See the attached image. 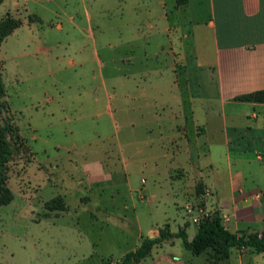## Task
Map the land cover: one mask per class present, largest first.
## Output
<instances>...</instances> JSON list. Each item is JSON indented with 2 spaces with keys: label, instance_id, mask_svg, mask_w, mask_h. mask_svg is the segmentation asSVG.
Wrapping results in <instances>:
<instances>
[{
  "label": "rangeland",
  "instance_id": "rangeland-1",
  "mask_svg": "<svg viewBox=\"0 0 264 264\" xmlns=\"http://www.w3.org/2000/svg\"><path fill=\"white\" fill-rule=\"evenodd\" d=\"M123 5L124 0H7L0 5V19L9 12L25 22L0 46L6 91L0 119L12 123L26 143L9 164L14 197L0 206V264L115 262L163 228H188L192 237L202 218L217 211L237 235L264 228V214L249 216L257 202L231 192V172L240 173L247 186L258 183L264 189L263 130L246 128L252 121L242 113L233 122L230 115L237 105H208L206 114L197 101V117L210 128L198 159L210 185L195 178L190 183L188 176L197 168L186 165L187 175L174 171L183 161L170 158L175 147L168 142L175 138L167 131L171 124L164 134L155 122L144 125L136 114V125L126 127L120 111L113 118L107 112L109 93L117 91L113 102H120L124 73L156 64L138 57L131 64L123 61L126 51L119 38L130 35L124 24L132 18L123 14ZM196 8L193 0L191 9ZM187 14L178 17L190 28ZM160 28L162 34V22ZM166 58L161 56L160 63ZM200 75L193 64L191 83ZM202 75L203 88L194 85L193 91L215 98L208 75ZM221 128L229 129L230 151L220 144ZM123 161L128 162L129 186L94 183L104 177L102 165L121 171ZM135 264H264V253L232 247L228 258L216 260L213 251L194 255L176 237L155 245Z\"/></svg>",
  "mask_w": 264,
  "mask_h": 264
},
{
  "label": "crops",
  "instance_id": "crops-1",
  "mask_svg": "<svg viewBox=\"0 0 264 264\" xmlns=\"http://www.w3.org/2000/svg\"><path fill=\"white\" fill-rule=\"evenodd\" d=\"M170 1L171 9L168 7ZM192 2L188 0L185 6H177V0H124L123 14L127 13L132 18L124 24L127 30L130 29V35L121 33L119 38V47L126 51L123 61L131 64L138 57L145 61L155 60L156 64L137 73H124L120 102L117 105L113 102L115 97L118 99L117 91L109 93L107 112L113 118L120 111L126 127L136 125V114L140 115L144 125L155 122V128L161 131L171 124L167 131H171L175 138L168 142L175 147L170 158L183 161L178 162L174 171H186V165L189 170L197 168V173L191 171L188 176L190 183L195 178L210 185L198 162L203 154L202 148L208 144L203 139L209 136L210 129L208 122L197 117L198 99L206 114L208 105H220L223 108L229 104L237 105L239 109L230 118L235 122L242 115L247 116L252 122L246 123V128L250 131L262 129L264 142V102L241 99L264 90V0H196L197 8L194 11L191 9ZM12 3L15 10L19 11L18 3ZM182 11L188 13L190 28L180 23L178 16ZM195 13L196 21L193 19ZM160 22L163 25L162 34ZM58 25L62 27V24ZM176 35L177 47L173 43ZM161 56L167 57L162 63L159 60ZM178 64L182 65L180 72ZM193 64L201 74L194 84L190 77ZM202 73L208 75L210 89L216 93L215 98L203 94V90L202 93L193 91L194 85L203 88ZM179 74L184 76L185 84H181ZM249 110H253L252 115H249ZM145 129L147 132L153 131L151 126ZM231 129L234 133L239 131L236 125ZM220 132V144L230 151L232 139L229 129L221 128ZM164 134L161 132V137ZM258 159L262 157L258 155ZM122 164L125 170L121 171L108 170L102 165L104 177L94 183L112 187L129 186L131 177L127 169L128 162L123 161ZM171 177L179 178L173 174ZM230 187L231 192L237 191L244 195V201L249 199L257 202L249 216L255 218L264 214V189H259L258 183L247 186L240 173L231 172ZM140 231L143 233L141 228ZM186 232L189 239L195 236L191 237L188 228Z\"/></svg>",
  "mask_w": 264,
  "mask_h": 264
},
{
  "label": "trees",
  "instance_id": "trees-1",
  "mask_svg": "<svg viewBox=\"0 0 264 264\" xmlns=\"http://www.w3.org/2000/svg\"><path fill=\"white\" fill-rule=\"evenodd\" d=\"M3 1L0 0V4ZM187 3L188 0H177V6H185ZM22 24V20L15 18L9 12L6 17L0 19V46L4 39ZM5 95L0 67V109L5 107L3 102ZM241 99L264 102V90L246 95ZM25 146L26 143L17 128L10 122L2 123L0 119V206L7 205L13 200V193L8 186L9 164L15 153ZM176 237H181L186 249L194 255L213 251L216 260L228 258L232 247L241 250L252 248L258 253H264V229L237 235L224 226L223 217L220 211H217L213 215L202 218L192 239H189L188 233L184 229L172 232L170 229L163 228L156 237H144L141 244L135 250L127 252L122 259L115 262L107 260L103 264H135L145 259L155 245Z\"/></svg>",
  "mask_w": 264,
  "mask_h": 264
}]
</instances>
